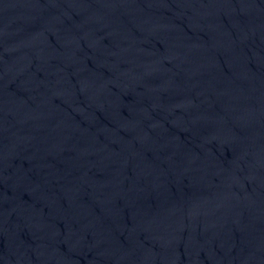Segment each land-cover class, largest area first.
I'll return each instance as SVG.
<instances>
[{
    "label": "water",
    "instance_id": "obj_1",
    "mask_svg": "<svg viewBox=\"0 0 264 264\" xmlns=\"http://www.w3.org/2000/svg\"><path fill=\"white\" fill-rule=\"evenodd\" d=\"M0 264H264V0H0Z\"/></svg>",
    "mask_w": 264,
    "mask_h": 264
}]
</instances>
